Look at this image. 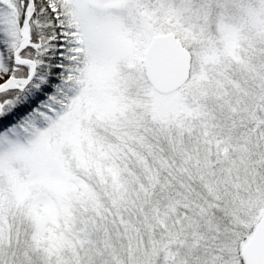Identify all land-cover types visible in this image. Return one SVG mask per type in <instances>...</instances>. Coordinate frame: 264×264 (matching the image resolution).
<instances>
[{
  "label": "snow or ice",
  "instance_id": "6c2138e0",
  "mask_svg": "<svg viewBox=\"0 0 264 264\" xmlns=\"http://www.w3.org/2000/svg\"><path fill=\"white\" fill-rule=\"evenodd\" d=\"M0 264H264V0H0Z\"/></svg>",
  "mask_w": 264,
  "mask_h": 264
}]
</instances>
